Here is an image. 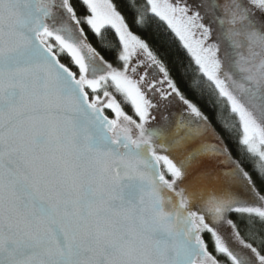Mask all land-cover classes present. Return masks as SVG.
I'll list each match as a JSON object with an SVG mask.
<instances>
[{
	"label": "snow or ice",
	"instance_id": "6c2138e0",
	"mask_svg": "<svg viewBox=\"0 0 264 264\" xmlns=\"http://www.w3.org/2000/svg\"><path fill=\"white\" fill-rule=\"evenodd\" d=\"M0 264H264V0H0Z\"/></svg>",
	"mask_w": 264,
	"mask_h": 264
},
{
	"label": "trees",
	"instance_id": "16d2710c",
	"mask_svg": "<svg viewBox=\"0 0 264 264\" xmlns=\"http://www.w3.org/2000/svg\"><path fill=\"white\" fill-rule=\"evenodd\" d=\"M154 46H157L159 50L161 51L162 55H164L169 63L170 66L174 68V74L178 75V71H175L176 69L179 68V64L177 62V52L174 50L175 46L174 45H168L167 43H160V44H155ZM181 87H186V84L181 82ZM206 99L208 100V103L212 102V97L210 95H206ZM208 103H205L204 101H201L202 106L204 107V110L209 114L212 115V108L208 106ZM230 123H234L231 117L228 118Z\"/></svg>",
	"mask_w": 264,
	"mask_h": 264
}]
</instances>
